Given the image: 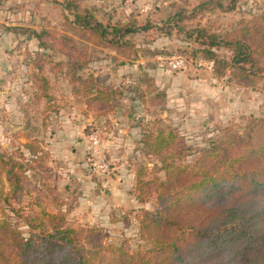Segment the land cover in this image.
Here are the masks:
<instances>
[{
    "label": "rangeland",
    "instance_id": "374dc122",
    "mask_svg": "<svg viewBox=\"0 0 264 264\" xmlns=\"http://www.w3.org/2000/svg\"><path fill=\"white\" fill-rule=\"evenodd\" d=\"M200 1L81 0L105 24H149L127 34L126 46L119 50L81 36L69 22L72 15L66 0H0V151L18 159L17 152L22 151L30 160L32 155L24 144L34 142L45 150L44 163L50 168L28 166L25 174L30 184L26 189H32V194L12 197L8 203L0 199V218L7 215L29 235L26 217L37 210L34 202L39 192L35 188L50 186L63 200L60 206L70 223L99 227L107 242L119 245L127 241L132 251L148 246L139 217L141 210L155 209L157 198L149 191L138 198V177L149 180L160 163L144 146L143 129L156 119L173 126L184 136L191 152L188 159H192L197 150L219 139L224 127L241 130L251 117L264 116V77L254 86H246L236 82L230 72L217 76L213 61L201 52L194 53L200 47L195 36L164 23L183 8L186 29L231 30L240 20L263 13L264 0H237L233 10L201 9L196 7ZM224 3L227 6L228 0ZM13 26L56 27L75 36L91 55V62L80 73L83 80L76 86H85L90 74L98 76L101 85L122 90L119 106L100 117L88 111L94 120L85 121V95L73 90L65 68L54 73L45 56L42 72L51 82L53 99L33 101L37 52L52 54L55 60L66 57L41 48L29 31L15 32ZM219 53L228 51L220 49ZM19 98L21 115L9 121L5 102L13 99L16 103ZM92 134L98 136L97 144L90 139ZM91 158L106 162L108 170L95 169ZM157 174L164 176L163 171ZM48 207L56 210L50 203Z\"/></svg>",
    "mask_w": 264,
    "mask_h": 264
},
{
    "label": "trees",
    "instance_id": "16d2710c",
    "mask_svg": "<svg viewBox=\"0 0 264 264\" xmlns=\"http://www.w3.org/2000/svg\"><path fill=\"white\" fill-rule=\"evenodd\" d=\"M65 6L72 15L68 17L72 27L95 44L122 50L127 34L149 27L105 24L81 0H66ZM236 6L237 0H228L227 6L224 0H202L196 7L233 10ZM183 13L184 9H179L164 23H173L187 36H195L200 47L194 53L212 60L217 76L230 72L236 82L246 86H254L264 77V12L221 32L207 26L186 29ZM11 29L29 31L41 48L66 57L55 60L52 54L37 52L33 101L53 99L51 82L42 72L45 56L54 73L65 68L73 90L85 95L88 111L96 117L119 106L122 90L101 85L98 76L90 74L85 86H76L83 80L80 73L91 62V55L78 45L75 36L56 27ZM220 49L228 53L222 55ZM222 131L219 139L188 159L190 148L176 128L156 119L143 129L142 142L160 163L149 180L138 177V198L143 199L146 191L157 198L155 209H143L139 217L146 248L132 251L127 241L119 245L107 242L99 227L70 223L55 188L36 187L37 210L26 217L29 235L7 215L0 218V264H264V116L251 117L241 130L226 126ZM24 146L32 155L30 160L22 151L17 152L21 160L0 151V199L7 203L12 197L32 194V189H26L30 184L25 174L28 166L50 170L44 163L45 150L31 141ZM157 171H163L164 176ZM49 203L56 210H51Z\"/></svg>",
    "mask_w": 264,
    "mask_h": 264
},
{
    "label": "crops",
    "instance_id": "0c3cea01",
    "mask_svg": "<svg viewBox=\"0 0 264 264\" xmlns=\"http://www.w3.org/2000/svg\"><path fill=\"white\" fill-rule=\"evenodd\" d=\"M5 107H6L5 113L7 115L6 116L7 120L12 121L14 118L18 119L20 117L21 115L20 98L18 101H16V103L15 100L13 99H7L5 102ZM92 120H94V117L92 116L91 113L88 112L87 104L85 103V121H92Z\"/></svg>",
    "mask_w": 264,
    "mask_h": 264
},
{
    "label": "built area",
    "instance_id": "2783aa9c",
    "mask_svg": "<svg viewBox=\"0 0 264 264\" xmlns=\"http://www.w3.org/2000/svg\"><path fill=\"white\" fill-rule=\"evenodd\" d=\"M90 139L92 140L93 144H97L98 143V136L96 134H92ZM93 160L92 164L94 165L95 169H101V170H108V164L106 162H98L97 160H94L93 158H91Z\"/></svg>",
    "mask_w": 264,
    "mask_h": 264
}]
</instances>
